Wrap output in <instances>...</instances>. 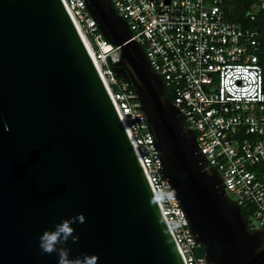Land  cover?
<instances>
[{
	"label": "water",
	"instance_id": "obj_1",
	"mask_svg": "<svg viewBox=\"0 0 264 264\" xmlns=\"http://www.w3.org/2000/svg\"><path fill=\"white\" fill-rule=\"evenodd\" d=\"M83 1L104 38L120 48L112 69L137 92L161 175L205 260L264 264V230L250 228L208 166L127 23L110 0ZM79 214L84 222L72 224L79 238L64 245L72 257L185 264L63 0H0V264H58L56 253H42L40 238Z\"/></svg>",
	"mask_w": 264,
	"mask_h": 264
},
{
	"label": "built area",
	"instance_id": "obj_2",
	"mask_svg": "<svg viewBox=\"0 0 264 264\" xmlns=\"http://www.w3.org/2000/svg\"><path fill=\"white\" fill-rule=\"evenodd\" d=\"M97 66L185 264H211L197 251L186 216L161 175L160 155L135 88L114 70L119 46L107 41L83 0H63ZM151 69L193 130L228 196L264 230V71L259 30L225 17V0H110ZM264 11L256 0L249 22ZM264 22V18H263ZM109 57V60H108ZM111 63V64H110ZM131 86V87H130ZM192 114V115H191Z\"/></svg>",
	"mask_w": 264,
	"mask_h": 264
},
{
	"label": "clouds",
	"instance_id": "obj_3",
	"mask_svg": "<svg viewBox=\"0 0 264 264\" xmlns=\"http://www.w3.org/2000/svg\"><path fill=\"white\" fill-rule=\"evenodd\" d=\"M83 214H79L76 218L62 221L55 226L52 231L45 232L41 238L39 247L42 253L52 254L56 253L58 257V264H89L84 258L72 257L71 250L64 245L71 239L73 242L78 240V235H74L72 224L77 220L80 223L84 222ZM94 264V262H92Z\"/></svg>",
	"mask_w": 264,
	"mask_h": 264
},
{
	"label": "trees",
	"instance_id": "obj_4",
	"mask_svg": "<svg viewBox=\"0 0 264 264\" xmlns=\"http://www.w3.org/2000/svg\"><path fill=\"white\" fill-rule=\"evenodd\" d=\"M256 0H225L224 4V12L225 17L230 21L240 22L243 25H252L254 28L259 30L260 33V41H261V53H260V63L263 67L264 71V11L258 14L256 21L249 22L248 13L250 11L251 5ZM165 97L172 100L171 90L165 88ZM243 214L248 218V212L246 209H241ZM203 249L197 251V254H202Z\"/></svg>",
	"mask_w": 264,
	"mask_h": 264
},
{
	"label": "bare ground",
	"instance_id": "obj_5",
	"mask_svg": "<svg viewBox=\"0 0 264 264\" xmlns=\"http://www.w3.org/2000/svg\"><path fill=\"white\" fill-rule=\"evenodd\" d=\"M87 43V42H86ZM88 45V44H87ZM89 48V47H88ZM91 51V50H90Z\"/></svg>",
	"mask_w": 264,
	"mask_h": 264
}]
</instances>
